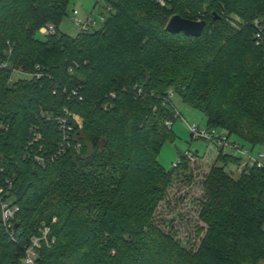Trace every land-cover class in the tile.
I'll list each match as a JSON object with an SVG mask.
<instances>
[{
  "label": "trees",
  "instance_id": "obj_1",
  "mask_svg": "<svg viewBox=\"0 0 264 264\" xmlns=\"http://www.w3.org/2000/svg\"><path fill=\"white\" fill-rule=\"evenodd\" d=\"M70 1L0 0V188L18 206L7 228L0 202V264H27L35 239L33 264H264V167L235 177L243 158L220 147L197 249L154 220L188 163L157 158L173 141L170 90L205 127L264 146V0H101V27L75 37L60 31ZM175 15L206 21L202 35L168 32Z\"/></svg>",
  "mask_w": 264,
  "mask_h": 264
},
{
  "label": "rangeland",
  "instance_id": "obj_2",
  "mask_svg": "<svg viewBox=\"0 0 264 264\" xmlns=\"http://www.w3.org/2000/svg\"><path fill=\"white\" fill-rule=\"evenodd\" d=\"M104 2L101 0H71L68 7V16L60 26V31L75 37L80 29L73 21L77 17L81 22H86L89 17L98 22L101 27L100 18L105 15ZM76 10V15L73 14ZM38 38H43L38 34ZM176 107V114L180 113L181 118L173 122L172 135L173 141L167 142L158 154V162L167 170L177 168L182 156L187 157V169L177 170L174 179L167 190V196L163 200L155 213L154 220L162 230L172 234L176 240L188 249H197L204 232L200 228H205L203 222L199 219L201 203L203 201V182L205 176L215 164L219 149L215 143L203 139L192 137L187 126L199 125L206 126V119L203 113L180 101L178 96L173 98ZM74 120L79 127L83 121L80 116L74 115ZM68 131H70L68 129ZM223 131V130H222ZM73 132V131H71ZM224 133V132H223ZM69 134V133H68ZM70 137V135H68ZM238 141L235 136H231V141ZM240 141V140H239ZM246 147L252 148L248 142H243ZM227 153L231 154L229 149ZM260 153L264 154V146H255L250 154L257 158ZM264 162V160H263ZM243 167L231 169L234 176L237 177ZM36 248H30L31 256L39 255L40 242H36Z\"/></svg>",
  "mask_w": 264,
  "mask_h": 264
},
{
  "label": "built area",
  "instance_id": "obj_3",
  "mask_svg": "<svg viewBox=\"0 0 264 264\" xmlns=\"http://www.w3.org/2000/svg\"><path fill=\"white\" fill-rule=\"evenodd\" d=\"M161 3H163V1L161 0ZM108 10H110V8H108ZM76 15V14H75ZM105 18L104 16H101L100 18V22L101 24L104 22ZM73 21L75 22V24L77 25V27H79L80 32H87L89 30H91L92 28H97L98 27V22L96 20H93L91 17H89L87 19L86 22H81L77 17H73ZM255 24L258 26L259 22L256 21ZM56 29L53 25H47L46 27H43L40 29V34L43 36H47L50 34H55ZM258 38H261V33L257 34ZM8 66V62H2L0 61V68H5ZM37 70H39V68H37ZM14 74H18V75H27L29 77L32 78H37L39 79L42 74L38 71L34 72V73H26L24 72L22 69H14L13 70ZM141 91V90H140ZM140 91L138 93H140ZM74 95H77V92H73ZM113 97L115 96L114 94H111ZM175 97V94L173 92V90H170L168 92V99H173ZM74 119V115L72 116ZM175 120L178 118H181L180 113L175 114L174 116ZM174 120V121H175ZM174 121H168L166 124L169 128H172L173 126V122ZM60 128L63 131L62 132V138L65 141H68V121H66L65 119H61L60 121ZM192 137L195 138H199V139H203L206 141H210L216 144V146L219 148H222L224 151H226L227 149H229L231 151V153L234 156H241L243 158V161L241 163V166H257L258 168H263L264 167V154L260 153L259 156L257 158L253 157L250 154V151L246 148H242L240 147L237 143L231 141L230 137H228L225 133L221 132L220 130L214 129V128H208V127H200L199 125H189L187 124ZM40 137V135L38 136ZM188 157V156H187ZM39 161L42 162V159L38 158ZM12 183L9 181V189L11 188ZM2 194V189L0 188V202H1V207H2V221L5 224V226L7 228L10 227V221L14 218L16 212L18 211V206L14 205L12 203V200H3V197L1 196ZM43 236L45 237L47 234V230H44L43 232ZM36 242H38L37 239L33 240V247L32 249L34 250V247H36ZM35 260V256H31L29 254V251L27 252V256L25 259V262L27 264H33Z\"/></svg>",
  "mask_w": 264,
  "mask_h": 264
},
{
  "label": "water",
  "instance_id": "obj_4",
  "mask_svg": "<svg viewBox=\"0 0 264 264\" xmlns=\"http://www.w3.org/2000/svg\"><path fill=\"white\" fill-rule=\"evenodd\" d=\"M206 25L204 20L195 21L175 15L169 20L166 30L173 34L184 33L187 36L199 37Z\"/></svg>",
  "mask_w": 264,
  "mask_h": 264
}]
</instances>
